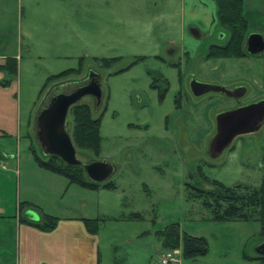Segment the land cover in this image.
Here are the masks:
<instances>
[{
  "label": "rangeland",
  "instance_id": "374dc122",
  "mask_svg": "<svg viewBox=\"0 0 264 264\" xmlns=\"http://www.w3.org/2000/svg\"><path fill=\"white\" fill-rule=\"evenodd\" d=\"M184 3L0 0V57L10 52L18 64L17 76H8L16 78L18 88L21 151L51 158L34 136V122L53 97L72 93L96 75L102 100L86 96L76 105H88L100 120V149L74 145L80 161L114 167L104 183L116 188H102L101 183L99 189H89L74 183L65 197L48 190L36 199L43 212L60 214L64 206H72L74 216L99 219L103 234L127 263L160 264L158 232L175 224L182 234L205 238L209 244L206 256L183 258L182 264H260L255 258L264 243L261 223L214 222L203 200L191 193L212 190L215 180L228 187L263 189L264 123L213 157L217 117L238 104L217 92L196 98L190 85L193 79L229 90L244 85L248 94L241 106L262 101L264 53L247 56L245 39L242 57H226L216 50L209 56L211 48L205 46V56L191 58L183 35L195 27H185ZM220 29L225 36L217 42L225 43L230 30ZM64 72L70 73L56 78ZM168 81L171 89L162 102L160 91ZM67 122L71 133V109Z\"/></svg>",
  "mask_w": 264,
  "mask_h": 264
},
{
  "label": "crops",
  "instance_id": "0c3cea01",
  "mask_svg": "<svg viewBox=\"0 0 264 264\" xmlns=\"http://www.w3.org/2000/svg\"><path fill=\"white\" fill-rule=\"evenodd\" d=\"M184 7L185 22H188L185 27L193 25L195 28L192 31L200 33L199 37L193 32L184 33L186 54L195 59L198 53L205 56L212 46H225L228 43L230 33L227 42H217L225 36L217 18V0H185ZM243 12L248 33L264 37V0H244ZM253 26L255 29L252 30ZM247 37L244 51L249 56L251 54L246 51ZM205 46H208V50L202 52ZM9 59L17 58L10 52L5 53L0 57V67L5 66ZM6 76L7 72L0 71V264H133L127 263L126 258L117 253L114 243L107 240L99 219L74 216L72 206H64L60 214L43 212L37 198L44 197L48 190L60 192L65 197L74 184L66 177L40 166L38 159L41 158L35 151L31 155L21 151L17 83L16 78L8 76V83L2 84ZM237 87H244L245 96L248 94L246 86ZM28 125L30 128V122ZM33 127L37 138V121ZM29 132L28 138H33ZM29 211H35L39 220H29L26 217ZM46 215L58 219L56 226L50 230L40 227ZM85 219L96 220L97 228L94 229L93 225L90 228ZM166 251L163 245L162 249L156 251L160 264L161 256Z\"/></svg>",
  "mask_w": 264,
  "mask_h": 264
},
{
  "label": "trees",
  "instance_id": "16d2710c",
  "mask_svg": "<svg viewBox=\"0 0 264 264\" xmlns=\"http://www.w3.org/2000/svg\"><path fill=\"white\" fill-rule=\"evenodd\" d=\"M243 4L244 0H217L218 21L221 26L230 30V38L225 46L211 47L209 56H213L215 50L226 57L244 56L243 45L248 34V23L244 17ZM0 69L16 77L18 64L15 59H9ZM69 73H61L56 78L64 77ZM7 83L8 81L2 82L4 85ZM71 110L75 125L72 131L74 143L77 147L88 145L89 149H96L98 152L101 143L100 120L92 116L88 105H74ZM38 162L44 169L66 177L70 183L89 189H99L102 185L85 179V171L81 166L67 165L56 156H51L48 161L38 159ZM212 184V190L194 188L197 191L191 193L192 197L203 200L204 205L211 211V220L214 222L256 220L261 223L264 236V187L263 189L246 186L228 187L216 180L212 181ZM102 186L106 189L116 188L113 183H104ZM57 220L53 216L46 215L40 227L43 230H50L56 226ZM85 221L90 228L92 225L94 229L97 228L96 220L85 219ZM158 235L165 250L180 249L183 258L196 259L206 256L209 252V244L205 238L182 234L178 225L167 226L159 231ZM255 260L264 264V257L259 254Z\"/></svg>",
  "mask_w": 264,
  "mask_h": 264
},
{
  "label": "water",
  "instance_id": "95a60500",
  "mask_svg": "<svg viewBox=\"0 0 264 264\" xmlns=\"http://www.w3.org/2000/svg\"><path fill=\"white\" fill-rule=\"evenodd\" d=\"M192 32L200 36L197 30ZM246 51L251 55L263 53L264 37L257 33L249 34ZM192 87L200 90L197 91V95L217 92L226 94L230 98L240 99L246 94L244 87L232 91L219 85L199 81L193 82ZM90 95L102 99L100 87L92 84L79 88L73 93L53 97L49 105L38 115L37 139L46 155L56 156L70 166H81L91 182L101 184L111 177L114 167L107 162L80 161L67 122L70 108ZM262 123H264V100L221 113L217 117V131L210 146L212 156H221L236 137L258 130ZM26 217L33 221L39 220L34 212L27 213ZM256 252L264 257V243L257 247Z\"/></svg>",
  "mask_w": 264,
  "mask_h": 264
},
{
  "label": "flooded vegetation",
  "instance_id": "af4514ba",
  "mask_svg": "<svg viewBox=\"0 0 264 264\" xmlns=\"http://www.w3.org/2000/svg\"><path fill=\"white\" fill-rule=\"evenodd\" d=\"M195 81H197V79H193L192 81H191V85H190V89H191V91H192V93H193V95H194V97H196V98H201V97H203V96H206V95H208L209 93H213V92H209V93H206V94H203V95H197L196 93H197V91L199 92L200 90L198 89H194L193 87H192V83L193 82H195ZM98 85L99 87H100V89H101V91H102V87H101V84H100V81H99V78L96 76V75H94L92 78H91V80L89 81V83H87V84H85L84 86H82V87H85V86H89V85ZM169 84H170V82L168 81V83H167V86H166V88L165 89H162L161 91H160V98H161V101L162 102H164V100L166 99V97L168 96V93H169V91H170V89H171V86H169ZM82 87H79V88H82ZM79 88H77L76 90H78ZM237 88H239V87H235L233 90H236ZM156 89V88H155ZM76 90H73V92H75ZM182 91V90H181ZM72 92V93H73ZM181 93L179 92V94H178V96L180 95ZM224 95H226V94H224ZM91 97H93L95 100H96V102H100L102 99H98L97 97H95V96H92V95H90ZM227 96V95H226ZM102 97H103V92H102ZM228 97V96H227ZM230 98V97H229ZM243 98V97H242ZM242 98H240V99H237V98H231V99H235L236 101H237V106L234 108V109H236V108H238V107H241V99ZM72 108V107H71ZM70 108V109H71ZM231 110H233V109H231ZM71 136H72V131H71ZM72 139H73V137H72Z\"/></svg>",
  "mask_w": 264,
  "mask_h": 264
},
{
  "label": "built area",
  "instance_id": "2783aa9c",
  "mask_svg": "<svg viewBox=\"0 0 264 264\" xmlns=\"http://www.w3.org/2000/svg\"><path fill=\"white\" fill-rule=\"evenodd\" d=\"M161 264H181L182 263V251L180 249L167 250L161 256Z\"/></svg>",
  "mask_w": 264,
  "mask_h": 264
}]
</instances>
